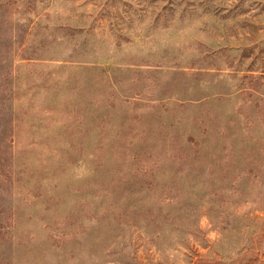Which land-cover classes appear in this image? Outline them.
Segmentation results:
<instances>
[{
  "label": "rangeland",
  "instance_id": "obj_1",
  "mask_svg": "<svg viewBox=\"0 0 264 264\" xmlns=\"http://www.w3.org/2000/svg\"><path fill=\"white\" fill-rule=\"evenodd\" d=\"M0 264H264V0H0Z\"/></svg>",
  "mask_w": 264,
  "mask_h": 264
}]
</instances>
